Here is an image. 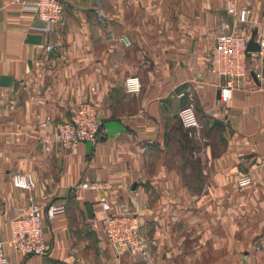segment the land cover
<instances>
[{
    "label": "crops",
    "instance_id": "crops-1",
    "mask_svg": "<svg viewBox=\"0 0 264 264\" xmlns=\"http://www.w3.org/2000/svg\"><path fill=\"white\" fill-rule=\"evenodd\" d=\"M25 1L34 0H0V230L10 238L15 207L55 201L67 210L45 227L47 253L7 243L11 262L263 264L264 0H62V20L49 32ZM222 23L256 32L261 46L228 102L208 63ZM109 33L132 45L107 41ZM131 75L141 79L139 93L125 90ZM83 101L98 109L97 140L46 150ZM188 104L204 123L200 139L180 121ZM15 172L32 173L35 187H15ZM240 172L251 185L237 187ZM94 181L113 189L80 187ZM101 194L156 241L146 261L118 257L102 232Z\"/></svg>",
    "mask_w": 264,
    "mask_h": 264
},
{
    "label": "built area",
    "instance_id": "built-area-1",
    "mask_svg": "<svg viewBox=\"0 0 264 264\" xmlns=\"http://www.w3.org/2000/svg\"><path fill=\"white\" fill-rule=\"evenodd\" d=\"M23 7L30 10L44 22V31H51L52 27L60 22L63 17L64 4L62 0H34L22 2ZM234 11V9H233ZM248 9L239 12V22L248 21ZM99 18L105 17V12L97 10ZM237 27V25H234ZM227 25L222 23V32L208 56L209 68L212 73L223 79L220 88V98L224 102L232 99L233 90L237 82L248 73V42L250 34H237L227 32ZM118 40L126 46H131L129 36L122 35L115 37L109 33L107 41ZM53 45H48L51 50ZM257 77L260 74L257 73ZM142 89V82L139 76L131 75L125 79V90L127 93H139ZM180 96H184L181 93ZM179 118L183 127L187 130L188 136L193 139H200L204 123L199 119L193 104H188L179 111ZM50 120V119H48ZM42 123L41 127H45ZM101 132V122L98 109L93 102H80L72 111L69 119L58 125V131L53 139L47 141L46 150H50V143L55 142L65 149H74L79 143L85 141H96ZM252 176L248 172H240L236 185L243 188L251 185ZM12 183L15 187L31 190L36 185V179L30 172H15L12 175ZM80 187L95 191H110L113 184L109 181L82 182ZM101 208V226L106 239L112 244L118 253L128 252L137 257L140 261H146L151 246L157 245L156 241H149L143 235L139 221L134 215L128 213H112L111 203L107 194L99 197ZM15 215L9 221L10 238L6 239L0 230V264H13L6 251L7 243H10L15 251L27 255H42L49 251L50 246L45 237V227L58 215L66 212L65 203H32L24 209L15 207ZM112 264H119L118 261Z\"/></svg>",
    "mask_w": 264,
    "mask_h": 264
},
{
    "label": "water",
    "instance_id": "water-1",
    "mask_svg": "<svg viewBox=\"0 0 264 264\" xmlns=\"http://www.w3.org/2000/svg\"><path fill=\"white\" fill-rule=\"evenodd\" d=\"M256 32H254L251 36L250 41L248 42V51L255 52L260 50V44L256 41Z\"/></svg>",
    "mask_w": 264,
    "mask_h": 264
},
{
    "label": "rangeland",
    "instance_id": "rangeland-1",
    "mask_svg": "<svg viewBox=\"0 0 264 264\" xmlns=\"http://www.w3.org/2000/svg\"><path fill=\"white\" fill-rule=\"evenodd\" d=\"M264 264V263H263Z\"/></svg>",
    "mask_w": 264,
    "mask_h": 264
}]
</instances>
